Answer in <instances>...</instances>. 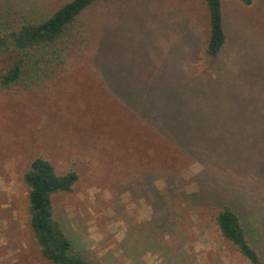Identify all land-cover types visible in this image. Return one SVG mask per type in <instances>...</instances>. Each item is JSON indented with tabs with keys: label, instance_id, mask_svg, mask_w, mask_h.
Returning <instances> with one entry per match:
<instances>
[{
	"label": "rangeland",
	"instance_id": "1",
	"mask_svg": "<svg viewBox=\"0 0 264 264\" xmlns=\"http://www.w3.org/2000/svg\"><path fill=\"white\" fill-rule=\"evenodd\" d=\"M65 1L0 0V12L40 20ZM221 12L226 41L212 56L203 0L95 4L43 88L0 89V264H53L29 226L23 174L35 156L57 173H78L70 191L52 195L53 214L88 261L249 264L215 223L214 212L228 206L249 236L261 231L264 263V159L214 160L209 149L176 143L183 130L236 136L255 128V120L209 110L199 96L209 86L227 79L264 105V0H221Z\"/></svg>",
	"mask_w": 264,
	"mask_h": 264
},
{
	"label": "trees",
	"instance_id": "2",
	"mask_svg": "<svg viewBox=\"0 0 264 264\" xmlns=\"http://www.w3.org/2000/svg\"><path fill=\"white\" fill-rule=\"evenodd\" d=\"M107 1L114 0H67L40 20L28 17L16 21L4 17L0 12V89L43 88L61 71L67 54L80 38L78 21L82 13L95 4ZM251 1L242 0L244 4H250ZM203 2L208 12L209 28L205 52L214 56L221 51L226 41L221 0ZM230 84L226 79V84L221 85V88L209 86L210 90H202L199 96L208 98L209 110L221 107L225 117L255 120L252 132L247 135L223 136L216 132H205L207 128H197L196 135L186 137V133L191 131L189 129L182 131L183 135L178 137L176 143L180 145V142L188 140L190 148L198 150L196 153L202 148L209 149L211 154L216 156L214 160L242 161L247 153L249 162L260 163L264 159V147L260 148L264 146V137L257 139L253 135L256 131L264 130V105L257 101L250 91L243 87H232ZM198 108L200 111L196 114L202 116L203 108ZM208 113L210 114V111ZM161 118L164 121L163 127L174 132L176 127L165 125L170 123L165 119V114L161 113ZM177 128L180 129L181 126ZM224 139L233 144L231 151L229 145L221 147ZM241 148H246V151L243 150L242 153ZM223 149L224 152H221ZM214 160L211 162L216 164ZM249 162L246 161V165ZM77 179L78 173L75 170L57 173L53 164L43 156L33 157L23 174V181L28 188L29 226L42 256L53 264H95L73 251L72 240L53 214L52 195L70 191ZM213 216L223 238L234 245L249 264H264L261 251L257 247L263 238L261 231L256 232V240L249 236L237 213L228 206L220 207Z\"/></svg>",
	"mask_w": 264,
	"mask_h": 264
}]
</instances>
